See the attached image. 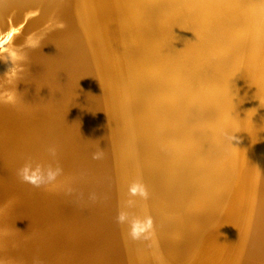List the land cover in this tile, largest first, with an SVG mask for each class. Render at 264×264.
I'll use <instances>...</instances> for the list:
<instances>
[{"label": "bare ground", "instance_id": "6f19581e", "mask_svg": "<svg viewBox=\"0 0 264 264\" xmlns=\"http://www.w3.org/2000/svg\"><path fill=\"white\" fill-rule=\"evenodd\" d=\"M15 4L0 0V89L23 105L18 118L0 108V129L24 143L3 174L53 158L50 132L30 120L45 107L40 96L61 99L60 77L74 97L47 110H73L72 119L92 116L97 85L130 264H186L193 254L190 264H264V0H48L46 18L59 14L72 33L61 58L33 64L39 84L16 74L32 67L49 26H5Z\"/></svg>", "mask_w": 264, "mask_h": 264}, {"label": "water", "instance_id": "95a60500", "mask_svg": "<svg viewBox=\"0 0 264 264\" xmlns=\"http://www.w3.org/2000/svg\"><path fill=\"white\" fill-rule=\"evenodd\" d=\"M65 2L70 4L71 0ZM46 5L48 0H20L12 14L5 17V26L13 24L15 28L28 29L49 26L40 42L41 46L34 47L33 59L29 56L28 63L32 67L27 71L25 66L16 74L18 82L30 77L32 82L39 84L42 81L41 71H33V64H44L49 60L47 58H61V47L67 44L70 36L71 30H66L68 23L63 17L61 19L56 14L46 18ZM58 18L65 25L58 23ZM72 18L73 14L70 16ZM0 29L1 40V35L8 28H4L0 22ZM59 79L62 80L58 85L61 99H56V95L40 96L45 107L34 113L30 120L39 127V132H50L42 139L47 141V147L56 144L57 150L51 154L52 159L48 157L51 161L49 165L47 163L50 161L45 165L33 166L29 171L31 182L22 179L20 173L3 174L15 164L13 159L17 158L18 148L24 142L20 136L8 140L7 131L0 129V155L4 148H8L9 158L1 161L5 159L3 155L0 156V223H13L17 227L0 228V264H130L122 228H119L118 193L101 92L93 84V111L88 118L72 119L74 111L58 110L59 106L48 112L50 102L60 100L61 105L62 101L67 103L74 97L75 91L68 83L64 84L65 77ZM3 94H8L3 98L8 101L7 106L9 104L14 108L15 117L18 118L17 113L22 109L18 106L23 102L20 99L17 108L15 105L18 101L10 102L12 94L0 89V96ZM27 103L28 106L34 104ZM64 142L68 149L66 153L62 149ZM87 142L94 145L89 154L86 153ZM41 150L39 152L42 154ZM27 154H38V151ZM31 211L34 213L30 214ZM39 212H43V215H39ZM14 213L21 215L13 221Z\"/></svg>", "mask_w": 264, "mask_h": 264}, {"label": "rangeland", "instance_id": "374dc122", "mask_svg": "<svg viewBox=\"0 0 264 264\" xmlns=\"http://www.w3.org/2000/svg\"><path fill=\"white\" fill-rule=\"evenodd\" d=\"M76 29H77V28H76ZM87 45H88V44H87ZM89 51H90V50H89ZM29 79H30V77H29ZM29 79L26 78V80H29ZM14 80H15V79H14ZM15 81H18V80L16 79ZM15 83H16V82H15ZM10 84H11V83H10ZM4 91H7V90L4 89ZM9 92H11V91L8 90V93H9ZM4 93H5V92H4ZM4 95H5V97H6L8 94H7V95L4 94ZM4 95L0 96V108H4V107H6V106H7L6 103H8V101H5V100H4V98H3ZM10 102H12V101H10ZM12 103H13V102H12ZM8 106H9V104H8ZM105 118H106V115H105ZM106 120H107V119H106ZM142 190H143V191L141 192V194H143V192H144V194H143L144 197H142V198H144L145 200H144V199H143V200H144L145 202H147V201H146L145 190H144V189H142ZM255 196H256L255 199L257 200V199H258V196H259V189H258V188H257V190H256ZM256 202H257V201H256ZM256 202H255V203H256ZM145 204H146V206H147V203H145ZM146 206H145V210L148 212V213H147V218H149V217H150V213H149V211H148V206H147V207H146ZM148 216H149V217H148ZM253 216H254V215H253ZM149 222H152V221H151V218H150V221H149ZM150 226H151V227H150V228H151V231L153 230V231H152V233H153L152 239L155 238V240H153V241L155 242V244L157 245V247H158V249H159V248H160V246H159V245H160L159 238L156 236V234H154V229H153L154 226L152 225V223L150 224ZM152 226H153V227H152ZM156 237H157V238H156ZM244 254H245V257H243ZM243 256H242V257H243L242 259H243V260H246V252H245V253L243 252ZM193 257H194V254L192 255V261H191V260H189V262L186 261V262H187L186 264H190L191 262H193L194 258H196V257H194V258H193ZM243 260H242V261H243ZM167 264H175V263H174L173 261H169V263H167ZM180 264H181V263H180ZM183 264H185V262H184Z\"/></svg>", "mask_w": 264, "mask_h": 264}, {"label": "clouds", "instance_id": "9594fccd", "mask_svg": "<svg viewBox=\"0 0 264 264\" xmlns=\"http://www.w3.org/2000/svg\"><path fill=\"white\" fill-rule=\"evenodd\" d=\"M21 178L25 181L31 182V176L29 175V166L25 165L22 169H20Z\"/></svg>", "mask_w": 264, "mask_h": 264}]
</instances>
